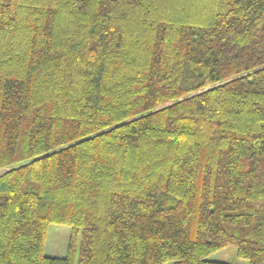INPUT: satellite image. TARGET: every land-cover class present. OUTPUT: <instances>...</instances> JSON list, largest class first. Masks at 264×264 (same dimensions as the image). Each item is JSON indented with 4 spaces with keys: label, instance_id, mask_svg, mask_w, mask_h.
Here are the masks:
<instances>
[{
    "label": "trees",
    "instance_id": "obj_1",
    "mask_svg": "<svg viewBox=\"0 0 264 264\" xmlns=\"http://www.w3.org/2000/svg\"><path fill=\"white\" fill-rule=\"evenodd\" d=\"M230 245L264 264V0H0V264Z\"/></svg>",
    "mask_w": 264,
    "mask_h": 264
},
{
    "label": "rangeland",
    "instance_id": "obj_2",
    "mask_svg": "<svg viewBox=\"0 0 264 264\" xmlns=\"http://www.w3.org/2000/svg\"><path fill=\"white\" fill-rule=\"evenodd\" d=\"M73 229L67 224L52 223L49 225L46 235L45 253L53 257H65L68 254L69 245L71 243ZM81 244V233L77 236L76 247L77 256L79 258V246ZM208 259L215 261H223L231 264H250L246 258L240 257L237 252V247L234 245L227 246L208 256ZM165 264H172L166 262Z\"/></svg>",
    "mask_w": 264,
    "mask_h": 264
}]
</instances>
